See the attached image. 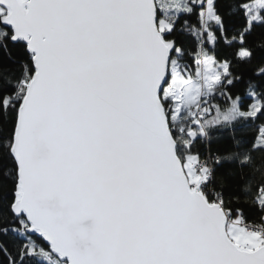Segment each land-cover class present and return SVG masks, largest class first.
<instances>
[{
  "label": "snow or ice",
  "instance_id": "snow-or-ice-1",
  "mask_svg": "<svg viewBox=\"0 0 264 264\" xmlns=\"http://www.w3.org/2000/svg\"><path fill=\"white\" fill-rule=\"evenodd\" d=\"M0 264H264V0H0Z\"/></svg>",
  "mask_w": 264,
  "mask_h": 264
}]
</instances>
